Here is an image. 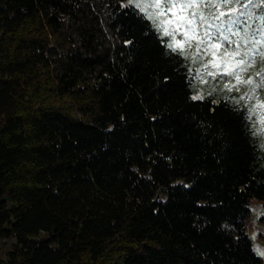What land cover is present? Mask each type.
<instances>
[{"label": "trees", "instance_id": "trees-1", "mask_svg": "<svg viewBox=\"0 0 264 264\" xmlns=\"http://www.w3.org/2000/svg\"><path fill=\"white\" fill-rule=\"evenodd\" d=\"M127 1L0 0V264H264L248 109Z\"/></svg>", "mask_w": 264, "mask_h": 264}, {"label": "snow or ice", "instance_id": "snow-or-ice-1", "mask_svg": "<svg viewBox=\"0 0 264 264\" xmlns=\"http://www.w3.org/2000/svg\"><path fill=\"white\" fill-rule=\"evenodd\" d=\"M128 6L138 16L144 13L141 19L152 21L154 30L160 33L158 39L162 45L167 46V54L176 53L187 58L189 53L185 51V44L189 49L195 44V51L190 54L193 62L197 57L204 59V56L199 55L202 50L204 55H211L213 59L208 60L203 67L208 75H212L208 71L209 65L212 68L218 67L214 62L217 52L228 45L230 47H224L221 53V62L226 66L231 61L235 62L232 70L225 67L224 71L233 76L237 84L253 83L251 79L241 81L240 74L249 64L245 57H249L250 53L264 56V14L256 16L252 11L255 7L264 6V0H260L259 5L254 0H248L247 3L245 0H128ZM177 35L182 37L183 42L177 40ZM163 37L171 39L165 40ZM169 49L171 52H168ZM258 74L264 76V71ZM224 87L231 91L229 85ZM256 87L260 85L257 84ZM240 99L243 100L244 97L241 96ZM257 106L264 107V104ZM261 123H264V119ZM260 131L264 132V129ZM260 254L264 255V252Z\"/></svg>", "mask_w": 264, "mask_h": 264}, {"label": "rangeland", "instance_id": "rangeland-1", "mask_svg": "<svg viewBox=\"0 0 264 264\" xmlns=\"http://www.w3.org/2000/svg\"><path fill=\"white\" fill-rule=\"evenodd\" d=\"M247 2L248 0H245V3ZM254 2L259 5L260 0H254ZM125 5H128V1ZM201 11H204V9H201ZM252 11L256 16L264 14V6L255 7ZM253 27H255V24H253ZM167 38H169V40L171 39L170 37ZM177 40L183 42L180 35H177ZM224 47L230 46L225 45ZM224 47L217 52L215 57L214 62L218 67L212 68L211 65H209L208 71L212 72V75H208L203 65L207 63L208 60H212L213 57L211 55H204L202 50L199 55L204 56V59L200 60L199 57H197L194 63L190 54L195 51V44H193L192 49L187 48V45L185 44V51L189 53V56L187 58L184 57L191 68L194 69L196 79L195 93L193 97L199 96L200 99H204L211 96L217 100L221 98L230 99L234 104L245 106L248 109L252 127L259 138L260 145L264 151V132L260 131V129H264V123H261V120L264 119V107L257 106L259 104H264V76L258 74L264 71V56L253 52L250 53L249 57H245L246 60H249V64L247 65L246 70L241 72L240 79L241 81L251 79L253 83L246 84L241 82L237 84L236 79L233 76L226 74L224 71L225 67L232 70V64L235 62H229L227 66L221 62V53L224 51ZM197 69H199V72ZM236 70L238 71V69ZM257 84H259L260 87H256ZM225 85H229L231 91L224 87ZM241 96L244 97L243 100L240 99ZM251 210V216L247 222V231L253 240L255 251L264 259V255L260 254L261 252H264V227L259 222L264 211V202L258 199H253ZM12 245L13 240L0 241V259L7 257V253L11 250Z\"/></svg>", "mask_w": 264, "mask_h": 264}]
</instances>
